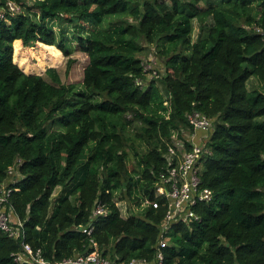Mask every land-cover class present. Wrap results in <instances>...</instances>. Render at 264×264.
<instances>
[{
    "label": "trees",
    "instance_id": "16d2710c",
    "mask_svg": "<svg viewBox=\"0 0 264 264\" xmlns=\"http://www.w3.org/2000/svg\"><path fill=\"white\" fill-rule=\"evenodd\" d=\"M1 2L21 9L0 19V190L12 189L6 207L23 235L0 229V264H28L16 261L24 244L50 264L95 250L125 263L162 253L163 264H264V93L248 89L254 76L264 83V0ZM19 42L54 61L63 53L68 72L85 53L83 81L64 84L54 67L25 73ZM148 45L164 62L159 77L144 69ZM196 111L214 123L200 174L214 199L193 208L199 221L175 224L161 249L168 206L157 191L170 148L181 140L190 150ZM132 141L148 149L135 150L130 169ZM99 207L107 214L96 217Z\"/></svg>",
    "mask_w": 264,
    "mask_h": 264
},
{
    "label": "built area",
    "instance_id": "2783aa9c",
    "mask_svg": "<svg viewBox=\"0 0 264 264\" xmlns=\"http://www.w3.org/2000/svg\"><path fill=\"white\" fill-rule=\"evenodd\" d=\"M1 3L0 0V19H6L8 11L12 14L21 12L20 7L14 2L7 3V8L2 6ZM260 32L264 34V31ZM143 66L149 77H159L156 69L154 70L149 65L145 66V63H143ZM188 119L193 128L192 134H186L190 150L187 151L186 143L181 140L177 141L179 151L175 148H170V167L167 174L162 175V185L157 191V196L165 198L167 200L165 204L168 206L161 229V249L167 247L168 235L175 224L199 221L200 217L195 213L193 208L200 203H210L214 199V193L202 186L200 178L205 162L212 154L209 142L214 123L213 120L198 111L192 113ZM9 175L12 178L16 176L14 168H10ZM11 194V188L3 186L0 190V229L11 237L18 239L23 235V224L14 222L11 212L6 207ZM148 203L152 204L155 209H159L161 206L159 201ZM106 214L107 211L102 207H99L95 212L96 217ZM18 224L19 226H17ZM83 232L90 235L92 230L83 229ZM16 261L28 264H50L41 257V250L34 252L28 244H24L23 251L16 255ZM163 262L164 257L162 253L158 254L155 261L149 262L135 259L129 263H125L106 258L99 251L95 250L56 264H163Z\"/></svg>",
    "mask_w": 264,
    "mask_h": 264
},
{
    "label": "rangeland",
    "instance_id": "374dc122",
    "mask_svg": "<svg viewBox=\"0 0 264 264\" xmlns=\"http://www.w3.org/2000/svg\"><path fill=\"white\" fill-rule=\"evenodd\" d=\"M55 30L59 31V26L56 24ZM69 30L73 31V25H68ZM200 32V26L196 22L195 23V33L194 40L197 39ZM18 47L19 53L14 56V61L19 65V67L27 74H38L45 77L46 71L48 68L54 67L58 70L62 82L64 84H74L83 81L84 70L89 62L88 56L81 51H77L72 55V59L75 60L71 70L68 72V61L67 58L62 53L61 61H54L53 54L50 50H47L45 47L37 44L35 47L26 48L23 46L22 42L14 44V50ZM56 48V47H55ZM57 49V48H56ZM142 61H144L145 66L153 67V69L161 71L162 73L165 70L164 62L161 58L156 54V48L154 45L147 46L146 52L141 56ZM151 79L147 78L145 83H149ZM248 89L250 91H258L264 93V83L257 77H253L248 82ZM260 121H264V117L259 119ZM137 124L134 123L133 127H136ZM130 135L133 137L134 132L131 128ZM148 146L139 141H132L131 147L129 148V168L133 169L136 165L137 156H135L136 151L142 153L146 151ZM136 150V151H135ZM18 180V179H17ZM61 193V187L57 188L54 196L57 198ZM118 206L121 209L122 216L127 218L130 216L128 212V208L130 207L129 202H119ZM134 212H138V208L136 206H132Z\"/></svg>",
    "mask_w": 264,
    "mask_h": 264
}]
</instances>
